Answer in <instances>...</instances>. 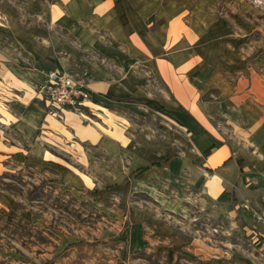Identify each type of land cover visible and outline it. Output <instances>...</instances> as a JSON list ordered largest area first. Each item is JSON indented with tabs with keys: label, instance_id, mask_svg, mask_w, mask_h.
Masks as SVG:
<instances>
[{
	"label": "crops",
	"instance_id": "1",
	"mask_svg": "<svg viewBox=\"0 0 264 264\" xmlns=\"http://www.w3.org/2000/svg\"><path fill=\"white\" fill-rule=\"evenodd\" d=\"M53 69L82 115L38 99ZM1 159L50 166L128 251L264 264V29L229 0H0Z\"/></svg>",
	"mask_w": 264,
	"mask_h": 264
},
{
	"label": "rangeland",
	"instance_id": "2",
	"mask_svg": "<svg viewBox=\"0 0 264 264\" xmlns=\"http://www.w3.org/2000/svg\"><path fill=\"white\" fill-rule=\"evenodd\" d=\"M229 1L264 29V0ZM58 178L50 166L0 160V264H192L152 249L128 251L124 223L113 227Z\"/></svg>",
	"mask_w": 264,
	"mask_h": 264
},
{
	"label": "built area",
	"instance_id": "3",
	"mask_svg": "<svg viewBox=\"0 0 264 264\" xmlns=\"http://www.w3.org/2000/svg\"><path fill=\"white\" fill-rule=\"evenodd\" d=\"M38 99L47 106L50 113L54 110H67L82 115V109L89 102L90 95L84 79L73 73L53 69L48 71L37 87ZM264 204V198L262 199ZM251 218L264 229V208L252 212Z\"/></svg>",
	"mask_w": 264,
	"mask_h": 264
}]
</instances>
